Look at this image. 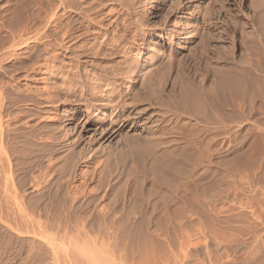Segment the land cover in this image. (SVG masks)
<instances>
[{
  "label": "rangeland",
  "instance_id": "rangeland-1",
  "mask_svg": "<svg viewBox=\"0 0 264 264\" xmlns=\"http://www.w3.org/2000/svg\"><path fill=\"white\" fill-rule=\"evenodd\" d=\"M132 4L144 31L121 43L102 31L98 42L76 38L53 66L52 0H0V125L15 174L50 220L68 225L61 255L94 247L111 264H264V0ZM233 70L250 73V97L191 114L179 103L188 83L215 92ZM70 190L82 211L64 214ZM49 251L43 237L0 223V264L68 263Z\"/></svg>",
  "mask_w": 264,
  "mask_h": 264
},
{
  "label": "bare ground",
  "instance_id": "bare-ground-1",
  "mask_svg": "<svg viewBox=\"0 0 264 264\" xmlns=\"http://www.w3.org/2000/svg\"><path fill=\"white\" fill-rule=\"evenodd\" d=\"M132 2H134V0H52L53 8H52L51 13L48 16V19H50V27H51V33L49 35L50 36L49 37L50 38L49 47L51 50V52H50L51 55L48 58L49 63L54 66L55 63H57L58 57H59V55L57 56V53H56L57 51H59L58 49L63 48V50L64 49L70 50L72 43H75L74 39H76V38L78 40H82L85 38H87V40H88L91 37L92 38L94 37L96 39L97 35L100 36V33H101L100 31H102V32L108 33V34L113 33V36L111 35L113 37V39H115V41L118 39V41H119L118 43H121V42L126 40V38H127L126 33L129 32L130 30H131V32H133V35L140 33V31L141 32L144 31V29L148 27V25L146 23L139 22L138 20H135L134 18L132 19V21L130 20V16H131L130 12H132V11H130L129 5H134V4H132ZM59 10H61L60 12H62V13H59ZM131 10H133V8ZM70 11L71 12L74 11L75 13H78L80 15L81 19L79 22L75 23L76 21L74 22V20H71L74 24H72V23H71L72 25L70 24L69 16L67 15ZM77 18H78V16H77ZM258 18L260 20L264 19V12L260 13ZM65 20H68L69 23L67 24ZM134 23H136V24H134ZM105 27L107 28V30L104 29ZM150 28H153V27H150ZM154 32H155L154 29H149L148 34L154 33ZM130 34H132V33H130ZM99 36H98V38L103 39L102 35H101L102 37L101 36L99 37ZM114 37H116V38H114ZM97 39H96V41H97ZM113 39H111V40H113ZM28 40L29 39L23 40L19 43L17 42L16 44H14V46L19 45V44H26L28 42ZM78 40L76 42H78ZM106 40H104V42ZM108 40H107V42H108ZM98 41H99V39H98ZM101 41L102 40H100V43L103 44V42H101ZM117 46L118 45H116V47ZM114 47H115V45H114ZM89 51H90V49H89ZM151 52L155 53L153 51H151ZM254 52H256L257 54H260L261 49L257 48ZM152 53L149 55L148 60H150L153 57ZM58 54H59V52H58ZM247 64H248V62H247ZM53 66L50 65V67H53ZM248 66H250V68H248V70L254 71V70L260 69V64L257 61L255 64H251ZM137 68H138L137 60H135L134 63H132L131 66L128 67V69H127L128 71L126 72V76H127L129 81H131L133 79L132 74L135 73V70ZM232 72L234 74L231 75L229 78H227L225 74L223 76H221L219 84H216L217 89L215 90V92L213 91L214 88L211 90L214 93H212V92L207 93L205 91L203 92L201 89H198V87H194L190 83H188L187 85L183 83L184 85H186V87H185L186 90L178 95L179 103H182V105L184 104L185 106L184 105L183 106L185 108H188V110H190L189 111V113H190V112H192V109L195 110V108H199L201 106L206 107V108L208 106L209 107L211 106L212 108L216 107L215 106L216 102H217L216 104H218L220 107H223L225 105H229V103H230L229 102V96L230 97L231 96L236 97L239 101H241L244 96L250 97L253 92L249 91V89L251 88V85H250V82L248 81L247 76L245 75L247 73L248 74H250V73L247 71H241V70L239 71V74L236 73L235 70H233ZM241 72H242V74H241ZM51 74H52L51 76H55L54 73H51ZM144 80H146V79H144ZM2 99L3 98H1V100ZM1 104H2V102L0 103V114H2L1 107L3 106V105L1 106ZM184 107H182V108H184ZM186 112H187V109H186ZM1 118H2V115H1ZM1 121H2V119H1ZM2 129H3V127H2ZM2 133L3 132L1 131V125H0V223L5 228H7L8 230L13 231L15 234H36V235L43 237L47 246L51 250L49 252H51L50 254L52 255V259L51 258L50 259H51V261L53 260L55 263H56L57 259L58 260L59 259L60 260L61 259L62 260H64V259L68 260L67 264H72L73 261H76L77 264H78V262H80L81 264H82V262H83V264H88V263L89 264H98L101 262L103 264H109L110 262H112V260H110V257H112V256H109L108 254H106V252H104L105 250L104 251L103 250L97 251L98 248L93 247V246H95V247L98 246V245H96V242H95V244L92 243L93 246L92 245L91 246L93 247V249L90 250L91 253L87 254L86 256H84V254H82L83 256L80 254L75 256V255H72L69 253H65V254L61 255L62 252L59 250V247L56 244V241L60 240V242H61L64 234L67 235L65 232H66V228L68 227V225L65 224L66 222L63 221L64 219L58 220V221L50 220L48 218V215H47L48 210L46 212V209H47V208H45L46 205L44 207L42 206L43 208H45V211H44V210L38 208L39 205L37 206V204H36L37 202L33 203V201H31V199H32L31 197L28 198V194L25 193V190H26L25 184L22 181H20L18 179V176L15 174L16 170H14V168L11 164V162H12L11 158H10L11 156H9L12 152L10 151L11 153H9V154L7 153V151L9 149L6 148V144H5L6 142L5 143L3 142L2 138H4V137H3ZM27 155H29V154L27 153ZM30 156H32V155L30 154ZM25 157H26V155H25ZM32 162L39 163L40 162L39 155H33V160L31 161V163ZM15 167H16V165H15ZM43 182L44 181H42V180L40 181L37 176L31 177V184L35 187H41V189L38 191H41L45 187V184H43ZM70 192H71V190L69 191V193L67 192L69 195H71L70 196L71 200H69L70 203L68 202L69 205L68 204H66L65 206L62 205L64 207L63 212L64 211L66 212L64 214H68V213L71 214L72 212L75 213V212L81 210V206L77 205L78 203L76 201L77 200L76 194L78 192L76 190H73V192H71V193ZM51 198H54V197L51 196ZM55 199H54V201H55ZM37 201H38V199H37ZM61 204H63V203H61ZM57 205H58V203H57ZM58 207H59V205H58ZM56 209H57V206H56L55 210ZM64 218H65V216H64ZM76 226L80 227V228H78L79 230L85 228L87 226V220L82 221L80 224H76ZM69 232H70V230H69ZM82 235H83L82 239L84 237H86V239L84 238L83 240H81V238H80L78 240V241L81 240L82 244L86 243L89 246V244L91 242L95 241V239L92 240L93 237L91 239L89 234L87 235L86 231H84ZM79 237H80V235H79ZM66 239H67V237H66ZM64 240H65V236L63 239V243H64ZM71 240L76 242L75 240H73V237ZM71 240H70V242H71ZM65 241H67V240H65ZM88 241H90V243ZM97 241H99V240L97 239ZM73 244L75 246V243H73ZM73 244H71V245H73ZM76 245H78V244H76ZM80 247L82 248V246H80ZM71 248L73 249V247H71ZM64 249H65V246H64ZM57 250H59L61 253L60 254L57 253ZM61 250H62V248H61ZM69 250H71V249H69ZM69 250H68V252H69ZM73 251H75V250L73 249ZM60 256H62V257H60ZM58 260H57V262H58ZM62 260H61V262H62ZM48 262H46V263H48ZM63 262H65V261H63ZM46 263H44V264H46ZM52 264H54V263H52Z\"/></svg>",
  "mask_w": 264,
  "mask_h": 264
}]
</instances>
